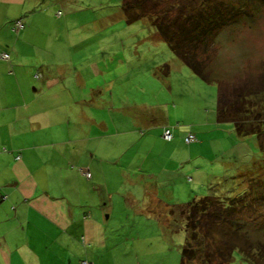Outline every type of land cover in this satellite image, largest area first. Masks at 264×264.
<instances>
[{
    "label": "rangeland",
    "instance_id": "rangeland-1",
    "mask_svg": "<svg viewBox=\"0 0 264 264\" xmlns=\"http://www.w3.org/2000/svg\"><path fill=\"white\" fill-rule=\"evenodd\" d=\"M37 1L34 9L44 14L42 24L48 29L53 24L51 27L58 35L51 45L72 49L77 68L73 77L82 80L81 72L89 74L94 79L93 86L101 84L103 94L115 103L122 102L134 110L147 104L156 110L154 125L138 129L139 135H146L142 153L154 154L151 165L117 167L120 178H114L115 187H109L115 194L125 190L137 193H132L135 195L132 204L122 202L119 197L115 202L109 219L116 226L110 231L115 236L108 247L113 255L119 254L122 264H139L131 257L136 254L134 249L128 253V248H133L132 242L139 245L140 264H180L181 249L188 240L185 217L188 202L218 196L228 197L227 200L242 197L245 204H238L234 213L229 214L236 228L229 229V235L218 234L211 222L206 224L210 234L216 235L217 247L226 251L232 241L238 240L245 248L260 249L259 257L263 258L264 133L238 134L233 121L217 117V109L219 95L235 100L234 97L249 90L261 93L264 89V0H157L158 8L166 9L170 18L179 14L182 6L184 11L188 10L186 4L190 2L195 10L214 11L229 18L197 46V56L204 62L203 72L208 80L181 61L160 35L155 40L152 34L155 29L147 20L127 23L123 0ZM151 5V1L147 3ZM32 40L40 48L49 42L40 34ZM86 62L93 63L100 73L93 76L95 68L84 66ZM126 99L127 102L123 101ZM133 101L139 104L137 108ZM258 101L252 115L264 117V100ZM243 118L242 113L236 115L237 120ZM245 121V126L258 124L255 120L245 118ZM263 125L259 124L261 128ZM165 126L175 136L171 143L162 137ZM191 126L197 140L186 143L184 133ZM186 156L189 158L182 161ZM77 167L75 170L84 174L82 169L86 168ZM129 176L139 180L134 184L127 181L123 186L122 178L127 180ZM151 188L163 194L149 205L153 206L151 212L156 213V218L147 220L142 213L136 216L133 206L144 209L142 195ZM165 191L170 194L165 195ZM121 214L129 217L130 224L123 218L113 221L114 215ZM216 249V255L221 256ZM109 256V262L101 259L99 264H120ZM193 263L198 264L196 260ZM226 264L255 263L235 249Z\"/></svg>",
    "mask_w": 264,
    "mask_h": 264
},
{
    "label": "crops",
    "instance_id": "crops-1",
    "mask_svg": "<svg viewBox=\"0 0 264 264\" xmlns=\"http://www.w3.org/2000/svg\"><path fill=\"white\" fill-rule=\"evenodd\" d=\"M38 2L0 0V43L6 42L0 49L9 53L0 59V264H99L109 262V254L122 264L108 248L116 228L109 219L118 197L132 204L137 193L115 194L109 187L120 178L117 167L151 165L154 154L142 153L146 135L138 129L154 125L156 110L115 103L89 74L73 77L72 49L51 45L58 35L53 24H42ZM18 19L24 26L14 31ZM35 34L49 39L44 48L35 47ZM152 34L156 40L159 34ZM84 66L95 68L93 76L100 73L93 63ZM76 166L88 168L90 176ZM138 180L122 178V185ZM162 194L144 191L145 208L133 206L134 214L156 218L149 205ZM122 218L129 217L114 215L113 221ZM131 244L128 253L134 249L131 257L140 264L139 245Z\"/></svg>",
    "mask_w": 264,
    "mask_h": 264
},
{
    "label": "trees",
    "instance_id": "trees-1",
    "mask_svg": "<svg viewBox=\"0 0 264 264\" xmlns=\"http://www.w3.org/2000/svg\"><path fill=\"white\" fill-rule=\"evenodd\" d=\"M150 1L152 5L147 6V3ZM158 4L159 1L157 0H123L122 9L125 14L126 22L132 23L141 19L147 20L148 24H150V26H152L165 40L168 47L181 61L189 66L195 74L207 79L203 72L204 62L201 59L199 60L197 56V46L205 40L215 28L220 27L223 23H227L229 18L226 15H221L214 11L207 12L201 10V8H196L195 10L193 2L186 4L188 10L184 11V6H182L180 13L170 18L168 17L166 9L160 10ZM0 50L5 51L2 49ZM166 71H168V69ZM234 98L235 100L230 98L227 100V98H221L219 95L217 117L221 120L233 121L238 134L244 135L253 133L259 136L260 133H264V117H259V114L252 115L256 107L255 105L259 104L258 99L261 98L264 100V89L261 93L252 89L249 90L247 94L242 96L238 95ZM254 101L257 102V104ZM239 113H242L245 118L250 121H257L258 124L256 127L261 124L263 125L262 128L259 126L256 130V127L250 125L245 126L247 123L245 118L236 119V115ZM262 113L264 115L263 109ZM165 128H169L172 135H174L172 129L168 126L163 127L162 134ZM189 133L191 132L185 134L184 140ZM196 140L195 136V140L191 142ZM227 199L228 197L223 199L218 196H204L188 202L185 211L188 240L186 245L181 249L180 264H194V260H196L198 264H226V262L231 259V255L235 249L240 251L243 256L251 262L255 264H264V257H259L260 249H256L255 247L245 248L240 245L238 240L232 241L230 247L227 248L226 251L223 249V252L221 250L222 248L216 245L215 233L210 234L209 230L206 229V224H209L208 222L213 223L211 227L217 230L216 232L218 234L229 235V233H231V231H228L229 229H236L232 226L231 215L229 214L234 213L238 204H245V200L243 198L244 202H242V197ZM206 220L207 223H204ZM217 224L221 225L217 227ZM203 228L205 229L203 230ZM238 238L239 236H237V239ZM225 247H227V245ZM216 248H218L221 256L216 255V252H218Z\"/></svg>",
    "mask_w": 264,
    "mask_h": 264
},
{
    "label": "built area",
    "instance_id": "built-area-1",
    "mask_svg": "<svg viewBox=\"0 0 264 264\" xmlns=\"http://www.w3.org/2000/svg\"><path fill=\"white\" fill-rule=\"evenodd\" d=\"M24 23L21 19L15 20V22L13 23V30L17 31L21 28H23ZM9 58V53L6 51H1L0 50V59H8ZM35 77L38 78L40 77V74H35ZM163 138L165 140H170L172 139L173 135L172 132L169 128H165L162 134ZM186 142H191L193 140H195V135L193 133H189L186 138H185ZM83 173L85 176L89 177L90 176V170L88 168L86 169H82ZM80 264H92L90 261H88L87 259H83L80 261Z\"/></svg>",
    "mask_w": 264,
    "mask_h": 264
}]
</instances>
